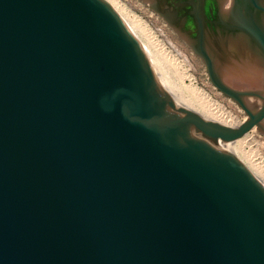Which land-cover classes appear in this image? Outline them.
I'll list each match as a JSON object with an SVG mask.
<instances>
[{"label":"water","instance_id":"1","mask_svg":"<svg viewBox=\"0 0 264 264\" xmlns=\"http://www.w3.org/2000/svg\"><path fill=\"white\" fill-rule=\"evenodd\" d=\"M141 1L247 119L194 113L104 0H0V264H264L231 151L264 136V0Z\"/></svg>","mask_w":264,"mask_h":264},{"label":"rangeland","instance_id":"2","mask_svg":"<svg viewBox=\"0 0 264 264\" xmlns=\"http://www.w3.org/2000/svg\"><path fill=\"white\" fill-rule=\"evenodd\" d=\"M119 3L146 28L149 39L150 37L152 39L150 42L154 43L155 52H158L160 55L162 54V60L165 61L162 62L161 60L162 70H166L164 72L173 80L175 85L186 92L187 96L196 102H200L204 96H208L211 100L225 105L241 121L247 119L240 107L232 100L226 98L212 85L206 67L201 59L192 52L184 41L146 3L141 0H119ZM245 62L242 61L243 64ZM240 72L243 73L240 74L242 79H244L242 75H245V77L252 76V74L254 77L255 75L256 77L254 78H256L257 83H253L250 86L258 89L262 88L263 71L257 70V72H252L246 68H240ZM246 72L247 74L249 72V74H245ZM232 80L228 76V81L231 82ZM233 83L240 87L246 85L235 81ZM248 136L255 137V141L259 144L261 142L264 143V136L257 129H254L245 137ZM246 150L248 155H251L252 159L254 158L253 161L264 168V148L251 143Z\"/></svg>","mask_w":264,"mask_h":264},{"label":"bare ground","instance_id":"3","mask_svg":"<svg viewBox=\"0 0 264 264\" xmlns=\"http://www.w3.org/2000/svg\"><path fill=\"white\" fill-rule=\"evenodd\" d=\"M104 1L108 5H110L114 9V11L121 17V19L123 20L125 25L128 27L130 32L140 43L144 52L149 56V58L154 62V64L159 68V70L164 74V76L169 80V82L173 85V87L177 90V92L182 96V98L186 101V103L190 106V108L194 111V113L200 115L206 120L218 122V123L228 125V126H240L241 124L245 122V121H241L240 119H238V117H236L234 113L230 111L225 105H222L218 102L211 100V98L208 96H204V98H202L200 102H196L192 100L189 96H187L186 92H184L183 89L175 85L173 80L164 72L166 70H162V67H161L162 54L160 55L158 54V52H155L156 49H154L155 47L153 46L154 43L152 44L150 42V40L152 39L151 37L149 39L147 30L146 28H144L142 23L139 20H137V18L132 17L127 12L128 10H126L125 7H123L119 3V0H104ZM162 62H165V61L162 60ZM238 73L239 72H236L234 73V75H237ZM245 74H247V72ZM242 76H244V79L245 78L246 79L245 80L243 79L240 81H237L238 79L237 80L233 79L232 81L241 82L247 85H252L253 83L255 84L257 83L256 78H254L256 76L254 75L253 77V74L252 76L249 75V77L248 76L245 77V75H242ZM254 138L255 137L253 136H248V137H245V138H242L236 141L235 143H232L231 151H232L233 156H235L264 185V168H262L260 164L255 163L253 161L254 158L252 159L251 155H248L247 150H246L251 143H255L256 145H260L264 148V143L261 142L259 144L258 142L255 141Z\"/></svg>","mask_w":264,"mask_h":264},{"label":"flooded vegetation","instance_id":"4","mask_svg":"<svg viewBox=\"0 0 264 264\" xmlns=\"http://www.w3.org/2000/svg\"><path fill=\"white\" fill-rule=\"evenodd\" d=\"M230 8H231V5L226 6V9H230Z\"/></svg>","mask_w":264,"mask_h":264}]
</instances>
